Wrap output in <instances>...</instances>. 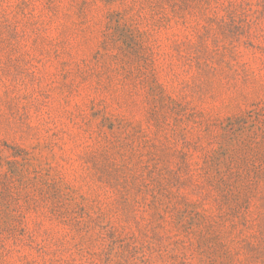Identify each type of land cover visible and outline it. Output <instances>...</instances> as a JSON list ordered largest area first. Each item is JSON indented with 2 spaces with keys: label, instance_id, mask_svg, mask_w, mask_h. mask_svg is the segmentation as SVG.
I'll return each instance as SVG.
<instances>
[{
  "label": "rangeland",
  "instance_id": "1",
  "mask_svg": "<svg viewBox=\"0 0 264 264\" xmlns=\"http://www.w3.org/2000/svg\"><path fill=\"white\" fill-rule=\"evenodd\" d=\"M0 264H264V0H0Z\"/></svg>",
  "mask_w": 264,
  "mask_h": 264
}]
</instances>
